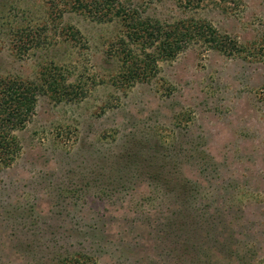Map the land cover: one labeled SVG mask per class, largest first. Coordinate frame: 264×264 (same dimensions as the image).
Returning a JSON list of instances; mask_svg holds the SVG:
<instances>
[{"label": "rangeland", "instance_id": "374dc122", "mask_svg": "<svg viewBox=\"0 0 264 264\" xmlns=\"http://www.w3.org/2000/svg\"><path fill=\"white\" fill-rule=\"evenodd\" d=\"M117 1L234 45L125 80L160 43L121 57L115 17L0 0V79L35 85L0 163V264H264V0Z\"/></svg>", "mask_w": 264, "mask_h": 264}, {"label": "trees", "instance_id": "16d2710c", "mask_svg": "<svg viewBox=\"0 0 264 264\" xmlns=\"http://www.w3.org/2000/svg\"><path fill=\"white\" fill-rule=\"evenodd\" d=\"M88 1L55 0L52 7H56V16L58 17L63 10H82L91 16L95 15L96 18L106 16L109 19L117 18L121 23L122 32L120 46L116 52L121 57L126 52L123 49L126 48L127 41L146 47L155 42L160 43L156 51L145 52L143 57L137 58L135 55L131 57L128 53L125 54L123 68L117 78L125 80L148 79L154 73L155 61L158 58L174 55L177 51L182 50L189 40L208 42L209 46L219 51H225L234 45L226 36L216 33L209 25L200 20H182L163 26L156 20L150 22L141 18L135 10L126 8L117 0ZM177 1L182 2L181 0ZM186 2L190 1L186 0ZM57 4L61 7L57 8ZM140 61L141 64H139ZM21 84L14 78L0 79V163L2 164L7 163L14 154L11 130L23 126L34 103L35 85L26 83L22 87ZM21 88L23 91L18 93L17 91ZM134 156L132 162L136 166L139 164L137 158L139 155L135 154ZM152 174H159L158 169L155 168Z\"/></svg>", "mask_w": 264, "mask_h": 264}]
</instances>
